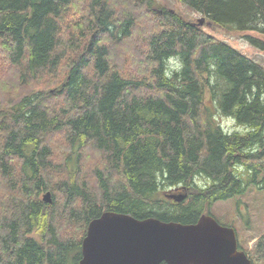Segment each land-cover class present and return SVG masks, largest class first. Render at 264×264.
I'll return each mask as SVG.
<instances>
[{
  "label": "trees",
  "instance_id": "16d2710c",
  "mask_svg": "<svg viewBox=\"0 0 264 264\" xmlns=\"http://www.w3.org/2000/svg\"><path fill=\"white\" fill-rule=\"evenodd\" d=\"M177 1L264 35V0ZM204 26L156 0H0V264H80L105 212L189 225L263 198L264 66ZM239 248L264 264V231Z\"/></svg>",
  "mask_w": 264,
  "mask_h": 264
},
{
  "label": "water",
  "instance_id": "95a60500",
  "mask_svg": "<svg viewBox=\"0 0 264 264\" xmlns=\"http://www.w3.org/2000/svg\"><path fill=\"white\" fill-rule=\"evenodd\" d=\"M205 19L197 25L204 26ZM187 195L173 196L176 202ZM51 204V194L44 195ZM252 264L237 232L203 215L195 224L105 212L90 222L80 264Z\"/></svg>",
  "mask_w": 264,
  "mask_h": 264
},
{
  "label": "rangeland",
  "instance_id": "374dc122",
  "mask_svg": "<svg viewBox=\"0 0 264 264\" xmlns=\"http://www.w3.org/2000/svg\"><path fill=\"white\" fill-rule=\"evenodd\" d=\"M156 4L175 11L185 20L193 21L196 24L200 19L204 18L177 0H156ZM204 30L264 66V52L258 50L246 40V36H252L264 41V35L254 31L238 34H222L213 31L207 25L204 26ZM169 66L170 69L176 68L179 66V60L177 58H171L169 60ZM216 121L229 133L245 130L243 127L237 126L235 121L230 118L216 116ZM197 182L203 184L204 180L199 178ZM249 192L237 198L215 204L209 215L213 216L221 225L228 227H231V225L235 226L238 240H242L245 248L251 249L264 231V195L262 198L253 189H250ZM172 193L180 194L182 192L174 190ZM46 194H43L42 198ZM247 222H249L248 225L245 224Z\"/></svg>",
  "mask_w": 264,
  "mask_h": 264
},
{
  "label": "bare ground",
  "instance_id": "6f19581e",
  "mask_svg": "<svg viewBox=\"0 0 264 264\" xmlns=\"http://www.w3.org/2000/svg\"><path fill=\"white\" fill-rule=\"evenodd\" d=\"M205 21H206V18H205ZM205 24H206L208 27H211L210 23L205 22ZM200 177H201V176H200Z\"/></svg>",
  "mask_w": 264,
  "mask_h": 264
}]
</instances>
